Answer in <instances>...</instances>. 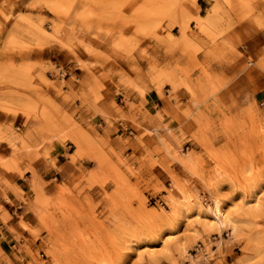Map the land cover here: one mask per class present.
Listing matches in <instances>:
<instances>
[{
    "label": "rangeland",
    "instance_id": "rangeland-1",
    "mask_svg": "<svg viewBox=\"0 0 264 264\" xmlns=\"http://www.w3.org/2000/svg\"><path fill=\"white\" fill-rule=\"evenodd\" d=\"M139 79L202 154L133 168L102 150L90 132L126 135ZM0 142V169L32 176L21 204L0 184V264H264V0H0ZM53 144L96 169L42 181L30 166Z\"/></svg>",
    "mask_w": 264,
    "mask_h": 264
},
{
    "label": "crops",
    "instance_id": "crops-1",
    "mask_svg": "<svg viewBox=\"0 0 264 264\" xmlns=\"http://www.w3.org/2000/svg\"><path fill=\"white\" fill-rule=\"evenodd\" d=\"M16 7L18 6L16 5ZM21 14L27 15L28 13L21 12ZM241 79L242 82H247L246 77L241 76ZM63 91L67 92L68 90L65 89ZM46 92L58 106L63 108L67 107L61 98L55 96L54 90L46 89ZM127 92L130 104H133L135 108L132 111L125 110L123 113L126 116L135 117L136 124L133 122H130L129 124L132 132L124 135L111 130V134L107 136L104 133L105 129L108 128L107 126H103L100 131L96 130L90 132L91 136H98V141L103 142L100 146L103 148L102 150L104 152H108V155L113 162L116 160L115 156H118L123 160H127V164L131 167L137 168L141 157L154 155L153 157L159 160L164 157L169 158L173 153V150L179 151L178 147L181 143L183 145L182 147H186V151L192 150L198 154H202L201 148L191 138V129H187L186 125L181 128L178 127L174 117L165 112L164 104L154 89L147 87V84L141 82L139 79L132 82V85ZM229 94L228 91H221V99L226 100L227 97H229ZM241 99L242 97L239 98L236 96V103L234 105L240 106ZM182 102L185 103L184 101ZM124 108L127 109V106H124ZM86 121L92 123L93 119L92 117L87 118ZM22 122L23 120L19 119V123ZM143 130L150 131L151 136H144L139 140V134ZM38 139L39 137L36 134L32 132L29 133V143L34 144V141H37ZM5 147L4 143L0 142V149H6ZM49 149V161H36L30 166L44 182L58 181V179L61 182L66 181L71 178L70 176L74 173H77V168L83 169L91 166V169H96V163L87 160L78 161L74 166H71L69 164L68 156L72 153H69L66 145L53 144ZM156 153L158 154L156 155ZM23 167V165L19 166L20 169ZM178 168L179 167L176 163L167 166L166 162H160V165L154 172L161 174V177H164V173L167 171L177 172ZM31 180L32 176L30 171H26L23 176H19L14 171H4L0 169V184L3 186L2 181L9 184L10 190H7V193L10 196L9 199L15 204H21V198H24V195L25 197L28 196L27 193H29ZM21 209L25 210L26 207L21 205ZM23 213L24 211L20 214L22 215ZM26 222L30 224V221L26 220ZM10 226L11 224L0 226V238L4 240L8 239L9 242L14 238L8 232Z\"/></svg>",
    "mask_w": 264,
    "mask_h": 264
},
{
    "label": "built area",
    "instance_id": "built-area-1",
    "mask_svg": "<svg viewBox=\"0 0 264 264\" xmlns=\"http://www.w3.org/2000/svg\"><path fill=\"white\" fill-rule=\"evenodd\" d=\"M116 123H117V126L120 128V130H123V132L125 134H130L132 132L131 128L127 124H124L122 121H117ZM169 186H170V184H168V188H169ZM165 195L166 194L163 193L162 197H165ZM151 201H152L151 203L153 204L154 207L165 208L167 206L166 202L163 199H161L160 197L153 198ZM16 245L17 244L14 242L12 244V248L16 249Z\"/></svg>",
    "mask_w": 264,
    "mask_h": 264
},
{
    "label": "bare ground",
    "instance_id": "bare-ground-1",
    "mask_svg": "<svg viewBox=\"0 0 264 264\" xmlns=\"http://www.w3.org/2000/svg\"><path fill=\"white\" fill-rule=\"evenodd\" d=\"M208 213L212 215L213 220L219 227L224 225V214L220 211L218 202H214L212 209H209Z\"/></svg>",
    "mask_w": 264,
    "mask_h": 264
}]
</instances>
